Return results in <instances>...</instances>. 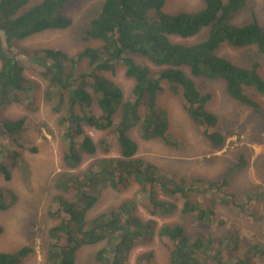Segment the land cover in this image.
Here are the masks:
<instances>
[{"label":"trees","instance_id":"trees-1","mask_svg":"<svg viewBox=\"0 0 264 264\" xmlns=\"http://www.w3.org/2000/svg\"><path fill=\"white\" fill-rule=\"evenodd\" d=\"M75 1L37 0L30 4L31 0H0V112L12 104L36 109L30 103L34 85L25 75L28 59L41 68L44 101L53 112L61 114L63 170L54 179V186L63 193L53 197L55 209L49 216L56 223L42 243L44 264H75L80 247L99 242H105V246L96 251L95 264H127L130 251L150 243L155 235L164 239L168 264H264V247L260 243L241 246L232 228L218 236L192 237L181 225L158 228L155 220L140 219L128 202L86 219L102 189L122 192L132 183L138 186L141 206L150 216L171 214L176 208L173 201L180 198L181 211L193 214L203 224L216 219V204L251 215L256 221L261 218L248 205L253 199L263 200L264 195L241 199L227 192L225 187L232 174L207 182L201 178L189 180L178 173H159L155 165L135 157L138 146L131 137L136 130L142 140L172 144L166 111L158 110L156 105L162 81L177 86L183 111L215 148L222 146L225 136L213 130L218 116L207 108L211 93L200 92L191 77L222 80L231 98L259 111L260 104L247 95L245 88L264 95L260 63L244 68L216 53L223 44L234 48L254 45L264 53V29L256 17L243 25L232 21L247 0H200V8L174 14L163 10L167 0H102L99 12L82 31L83 40L99 44L85 46L76 57L51 48L27 50L17 46L42 31L70 26L72 21L63 10ZM200 34L202 38L191 44L171 41V37L184 40ZM137 58L160 70L153 74L149 67L137 64ZM82 60L86 61L85 70L78 68ZM117 65L133 80L127 100L122 89L104 74L113 72ZM23 125L22 117L10 119L0 114V135L14 145L22 137ZM85 126L113 134L119 155L107 157L108 139L94 140L85 133ZM5 151L0 149V154ZM8 155L5 153V157ZM85 156L93 157L90 166L71 173L82 165ZM0 173L10 179V171L2 162ZM203 193L210 195L193 196ZM16 198V194L0 188V210L13 205ZM218 223L224 222L219 219ZM33 251V247L23 246L9 253L0 252V264H21ZM136 264H146V255L139 256Z\"/></svg>","mask_w":264,"mask_h":264},{"label":"rangeland","instance_id":"rangeland-1","mask_svg":"<svg viewBox=\"0 0 264 264\" xmlns=\"http://www.w3.org/2000/svg\"><path fill=\"white\" fill-rule=\"evenodd\" d=\"M37 0H31L33 4ZM102 0H78L63 10V14L72 21L70 26L61 30H45L18 42L17 46L27 49L60 50L69 57L76 55L85 46H96L93 40H83L82 31L90 20L100 10ZM200 0H167L163 10L174 14L181 11L196 10L201 7ZM256 17L264 29V0H247L246 5L235 13L233 23L243 25ZM202 38V34L180 39L171 37V41L191 44ZM18 48L12 49L17 53ZM216 53L236 65L244 68L260 63L258 72L264 78V53H259L254 45L244 48H234L223 44ZM27 60L25 75L33 83V96L30 103L36 106L30 110L25 104H12L1 110L3 117L10 119L24 118L22 137L17 145L10 143L0 135V149L8 150L0 154V162L10 171V179L6 180L0 173V188H5L16 194V202L6 210H0V252H12L23 246L33 247L34 251L21 264H44V248L42 243L47 238L48 229L56 223L49 212L53 209V197L63 193L54 186V179L63 170L61 161L62 128L59 125L61 114L51 110L44 101L42 93L45 81L40 76L41 68L37 63ZM136 63L149 67L153 74L158 73L156 67L145 60L136 59ZM37 64V65H36ZM78 68L85 70L86 61L79 62ZM184 72L189 75L188 69ZM123 91L124 99L131 96L133 80L124 73V68L117 65L113 72H104ZM196 88L202 92L211 93L207 108L218 116V122L213 130L222 133L225 141L220 148H215L203 135L201 128L193 123L182 109L180 93L177 86L171 87L166 81L161 82V91L157 95L158 110L166 111L169 138L172 144L161 140H142L136 130L131 137L137 143L135 157L151 163L159 169V173H178L189 180L201 178L207 182H215L228 177L226 191L236 193L241 199L248 196L264 195V95L251 88H245L247 95L260 104L258 112L240 104L225 91L222 80H208L202 77H191ZM86 134L94 140L107 138L110 152L107 157L119 155L118 144L113 134L96 131L87 126ZM98 155H102L100 152ZM93 157L85 156L82 165L71 170L77 174L84 171ZM241 163V164H240ZM238 166H235V165ZM210 194H200L196 198L209 197ZM214 196V194H212ZM210 197H213V196ZM195 198V199H196ZM130 203L133 213L142 220L153 219L159 228L164 224L181 225L187 235L205 238L208 234L218 236L226 228L235 230L239 243L246 247L252 243H260L264 247V199H254L248 208L254 209L256 221L252 216L240 213L235 209L221 204L215 205L216 219L209 224L197 222L193 214L183 213L182 200L177 198L175 210L167 216H150L141 206L142 197L138 194V186L132 183L125 191L116 192L109 187L102 189L95 205L89 210L86 219H91L101 213L116 210L121 203ZM254 215V214H252ZM224 223L219 224L218 220ZM162 238L157 235L144 245L133 248L127 264H136L139 256L146 255V264H168V252ZM105 246V242L85 245L76 251L75 264H95V253Z\"/></svg>","mask_w":264,"mask_h":264},{"label":"crops","instance_id":"crops-1","mask_svg":"<svg viewBox=\"0 0 264 264\" xmlns=\"http://www.w3.org/2000/svg\"><path fill=\"white\" fill-rule=\"evenodd\" d=\"M233 194H236V193H233ZM238 195V194H237ZM254 200V199H253Z\"/></svg>","mask_w":264,"mask_h":264}]
</instances>
